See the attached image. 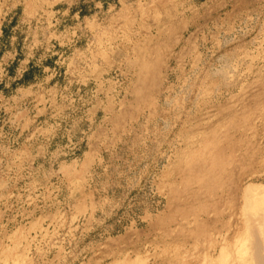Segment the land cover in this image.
I'll return each mask as SVG.
<instances>
[{
    "label": "rangeland",
    "instance_id": "374dc122",
    "mask_svg": "<svg viewBox=\"0 0 264 264\" xmlns=\"http://www.w3.org/2000/svg\"><path fill=\"white\" fill-rule=\"evenodd\" d=\"M263 235L264 0H0V264H255Z\"/></svg>",
    "mask_w": 264,
    "mask_h": 264
},
{
    "label": "bare ground",
    "instance_id": "6f19581e",
    "mask_svg": "<svg viewBox=\"0 0 264 264\" xmlns=\"http://www.w3.org/2000/svg\"><path fill=\"white\" fill-rule=\"evenodd\" d=\"M221 176V175H220ZM255 186V185H254ZM247 187V186H246ZM249 188V187H248ZM256 189V188H255ZM252 190V189H251ZM246 191V190H245ZM244 192V191H243ZM250 192V191H249ZM254 195V194H253ZM252 196V195H251ZM246 198V197H245ZM252 198V197H251ZM250 198V199H251ZM253 199V198H252ZM244 200V199H243ZM245 202H244V204H249V203H246V201L247 200H244ZM251 204V203H250ZM251 206H252V204H251ZM246 210H247V208H246ZM246 214V213H245ZM257 216V215H256ZM246 217V216H245ZM260 221V220H259ZM248 223V222H247ZM261 223V222H260ZM252 224H254V223H252ZM259 226V225H258ZM261 226V225H260ZM257 227V226H256ZM250 230V229H249ZM248 232V231H247ZM258 232V231H257ZM261 233V232H260ZM247 234V233H246ZM253 234V233H252ZM251 234V235H252ZM262 234V233H261ZM259 235V234H258ZM248 236V235H247ZM259 236H261V235H259ZM264 236V235H263ZM249 238V237H248ZM260 242V241H259ZM264 243V242H263ZM246 245V244H245ZM253 246V245H252ZM257 248V249H256ZM255 249H256V251H254L253 253H254V256L252 257L253 259H254V262H255V264H264V247L262 248V251H260L259 250V248L258 247H256ZM237 249V248H236ZM254 249V248H253ZM238 251V250H237ZM253 251V250H252ZM252 253V254H253ZM224 254V253H223ZM251 254V253H250ZM219 256V255H218ZM221 257V256H220ZM226 257V256H225ZM223 258V257H222ZM239 258V257H238ZM226 261V260H225ZM224 261V262H225ZM221 263V262H220ZM223 263V262H222ZM254 264V263H253Z\"/></svg>",
    "mask_w": 264,
    "mask_h": 264
}]
</instances>
